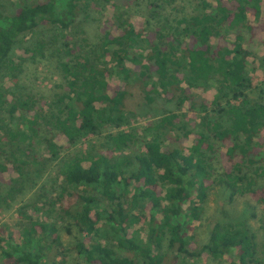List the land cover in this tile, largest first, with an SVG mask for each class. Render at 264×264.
Listing matches in <instances>:
<instances>
[{
	"label": "trees",
	"instance_id": "16d2710c",
	"mask_svg": "<svg viewBox=\"0 0 264 264\" xmlns=\"http://www.w3.org/2000/svg\"><path fill=\"white\" fill-rule=\"evenodd\" d=\"M99 1L116 12L126 3L0 0V216L11 201L22 219L0 225V264H66L60 229L69 250L88 264H195L203 253L230 264H264L256 235L242 221L213 222L202 246L192 233L217 184L230 202L264 205V82L254 84L247 73L264 33V0H200L194 13L152 32L123 20L116 34L104 23L96 42L78 41L71 29ZM48 26L57 83L48 92L4 89V76L18 68L15 48ZM45 46L35 38L20 48L35 58ZM114 76L122 81L113 88ZM131 84L147 103L157 96L168 104L146 122L139 150H131L135 133L118 129L126 123ZM210 85L211 101L193 92ZM103 129L116 131L102 149L70 151ZM8 172L16 176L5 184ZM34 188L30 200H16ZM41 198L54 221L30 214ZM136 224L146 226L144 237L130 236ZM100 231L109 234L101 239Z\"/></svg>",
	"mask_w": 264,
	"mask_h": 264
},
{
	"label": "rangeland",
	"instance_id": "374dc122",
	"mask_svg": "<svg viewBox=\"0 0 264 264\" xmlns=\"http://www.w3.org/2000/svg\"><path fill=\"white\" fill-rule=\"evenodd\" d=\"M214 3L216 0H207ZM228 1V0H224ZM153 2H157L158 6H151ZM200 0H126V3L121 4L122 7L116 12L115 7L109 3H103L99 1L96 3L98 8L92 7L87 17H80L77 30L71 29L70 35L82 41L86 38L89 42H96L99 37V31L101 26L106 23L111 33L116 34L118 29L116 25L123 20L131 22L136 29H141L144 32H152L158 24H172L174 18L181 15H190L194 13L199 7ZM13 10V9H12ZM85 16V15H84ZM262 18H264V5L262 6ZM118 17V18H117ZM39 36L27 35L22 42L18 44V47L13 51V60L18 65L15 70H10L13 75L6 74L2 81L4 89H17L20 92H29L30 90H41L48 92L56 83L57 78L53 73L51 64L54 58V40L55 33L52 26L42 27L38 30ZM150 36V35H149ZM40 38L46 43V46L42 52L44 56H37L31 58L30 55H23V49L21 46L30 44L34 39ZM215 40L213 39V43ZM257 43V44H256ZM256 45L253 48V54L249 58V66L247 69L248 75L252 78L254 84H263L264 82V33L258 35L256 38ZM48 44V45H47ZM53 54V55H52ZM111 65V64H109ZM111 87H117L121 84V79L118 76H114L110 79ZM131 94L126 99V123L120 128L125 132L135 133L136 139L131 150L143 149L142 137L143 128L146 122L153 120L161 116L165 112V108L168 104L164 99L154 96L152 103H147L142 95L140 88L137 85L130 86ZM195 95L199 98H203L207 101H211L215 95L214 85L210 87L195 88L193 89ZM253 95L256 93L253 92ZM116 131L115 129L107 130L103 129L102 132L96 136L89 138L83 144H79L70 148V151L86 152L91 149H102L104 146L105 138L108 132ZM137 141V142H136ZM61 144L62 141H60ZM129 149L123 150L124 153L132 154ZM65 152V151H64ZM135 167H129L134 169ZM48 175L56 176L55 173ZM16 174L8 172L4 174L3 181L5 184L15 177ZM44 182V181H42ZM41 181L36 187H39ZM47 189L49 186L47 185ZM36 190L26 189L20 194L16 200H21V204H24L30 197L35 194ZM228 191L223 185L213 186L208 193L207 207L204 217L201 221H195L193 223L192 233L195 236L196 245L202 246L208 241L211 226L213 222L226 223V222H244L248 228L256 235L258 255L261 259H264V205H258L254 201L248 198H236L232 202L228 200ZM15 200V201H16ZM48 199L41 198L39 200L40 210L34 213H30L33 217L39 220L54 221L53 214L48 211L49 201ZM44 202L47 204L43 206ZM18 204L9 203V206H3L4 211L0 216L1 224L17 225L22 223V219L18 216L17 207ZM61 230V242L63 254L66 256V264H88L86 261L76 254L75 251L69 250L68 235ZM130 236L144 237L147 232V228L144 224H136L128 230ZM101 239L105 238L108 234L99 232ZM104 241V240H101ZM167 249L164 246L163 252ZM59 251V252H60ZM60 254V253H59ZM61 258L59 255L58 259ZM195 264H230L226 257L221 260H213L208 254L203 253L201 258L195 261Z\"/></svg>",
	"mask_w": 264,
	"mask_h": 264
}]
</instances>
